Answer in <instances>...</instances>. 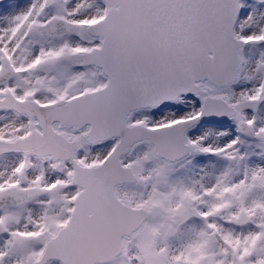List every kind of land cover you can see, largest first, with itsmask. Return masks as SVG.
I'll list each match as a JSON object with an SVG mask.
<instances>
[{"label":"snow or ice","instance_id":"obj_1","mask_svg":"<svg viewBox=\"0 0 264 264\" xmlns=\"http://www.w3.org/2000/svg\"><path fill=\"white\" fill-rule=\"evenodd\" d=\"M0 264H264V0H0Z\"/></svg>","mask_w":264,"mask_h":264}]
</instances>
